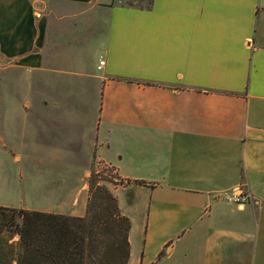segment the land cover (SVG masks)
I'll list each match as a JSON object with an SVG mask.
<instances>
[{"label": "crops", "instance_id": "1", "mask_svg": "<svg viewBox=\"0 0 264 264\" xmlns=\"http://www.w3.org/2000/svg\"><path fill=\"white\" fill-rule=\"evenodd\" d=\"M48 1L95 9L84 46L47 56ZM0 64L57 94L0 98V206L85 215L81 144L123 182L128 264H264V0H0Z\"/></svg>", "mask_w": 264, "mask_h": 264}, {"label": "trees", "instance_id": "2", "mask_svg": "<svg viewBox=\"0 0 264 264\" xmlns=\"http://www.w3.org/2000/svg\"><path fill=\"white\" fill-rule=\"evenodd\" d=\"M100 179L89 178L83 216L0 206V264H128L131 220Z\"/></svg>", "mask_w": 264, "mask_h": 264}, {"label": "rangeland", "instance_id": "3", "mask_svg": "<svg viewBox=\"0 0 264 264\" xmlns=\"http://www.w3.org/2000/svg\"><path fill=\"white\" fill-rule=\"evenodd\" d=\"M110 1L112 4H136L141 7L148 5V0ZM43 8L44 13L48 15L51 20V34H54L49 35L48 37L46 51L48 57H52L57 51H59L58 48L62 49L63 45L68 44L69 40L82 43L83 46L85 45L86 40L89 41L86 36L79 35L78 33L80 30L81 32H94L95 30V19L98 14H96L95 9H92L91 6L48 1L43 3ZM97 30L96 27V31ZM92 40L93 41H90L89 43L90 47L94 44V39L92 38ZM85 57H83V59H85ZM47 80L48 78L45 73H28L14 67H9L5 64H0V98L19 99L23 104L24 111L27 109L30 112H44V102L46 97L48 95H57L56 91H54L55 88L50 86L49 83H47ZM26 102L28 104L25 105ZM66 108L72 109L75 108V106H67ZM33 119L34 118L32 117L27 124L24 123L25 125L23 126V129H36L32 127V125L36 124ZM70 149V151L74 152L72 154L74 156L73 160L78 161V164L81 167L87 165L88 169H90L88 181L91 174L96 172L100 175L101 184H104L109 188H114V185L123 184V182L118 179L114 167L107 163L99 162L94 153L91 154L89 152H84L81 144L79 146H73ZM54 155L66 156L68 154Z\"/></svg>", "mask_w": 264, "mask_h": 264}, {"label": "built area", "instance_id": "4", "mask_svg": "<svg viewBox=\"0 0 264 264\" xmlns=\"http://www.w3.org/2000/svg\"><path fill=\"white\" fill-rule=\"evenodd\" d=\"M104 65H105V60H100L99 68H102ZM222 197L226 198L231 202L236 203L239 206L246 204L248 201H250L253 198L251 192L245 189L243 186L237 187L231 192L223 194Z\"/></svg>", "mask_w": 264, "mask_h": 264}]
</instances>
